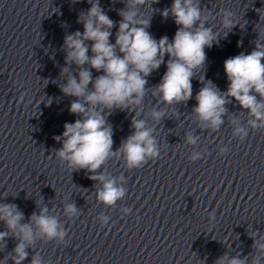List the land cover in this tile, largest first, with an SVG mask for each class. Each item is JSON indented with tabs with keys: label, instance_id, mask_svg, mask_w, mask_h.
Segmentation results:
<instances>
[{
	"label": "clouds",
	"instance_id": "obj_1",
	"mask_svg": "<svg viewBox=\"0 0 264 264\" xmlns=\"http://www.w3.org/2000/svg\"><path fill=\"white\" fill-rule=\"evenodd\" d=\"M78 2L80 0H73V3ZM87 2L91 7L86 12L82 11L77 19V23L83 24V33L75 31L64 39L65 63H74L78 73L71 75L68 67L61 70L62 75L67 74L61 91L66 96L76 98L70 105V112L80 118L74 123H65L62 136L54 137L57 142H62V147L55 150V156L61 162H66L72 171L86 170L90 173L89 179L100 181L103 187L97 190V200L104 205L114 206L124 197L126 189L118 184L116 178L108 179L97 170L114 155H121L130 170L139 169L149 160L155 161L160 156L155 129L149 127L145 119L137 118L140 114L138 106L146 94L147 77L165 63L164 56L167 54V70L155 87L154 95L158 94L167 105L187 102L192 98L195 72L205 63V48H211L214 42L218 44L219 41L212 27L206 26V10L201 8L200 0H173L170 8L161 11L164 18L171 14L178 26L171 41L167 36L155 39L148 31L151 15L145 17L141 12V6L151 8L159 0H123L125 6L118 11L121 17L119 22L107 15L99 0ZM219 12L222 16L221 27L231 31L238 24L234 13L227 9ZM117 23L118 31L113 44L109 38ZM261 39H264V34L258 32L255 48L250 54L241 52L224 61V71L229 81L226 92L222 93L208 81L197 93L193 113L200 122H208L213 130H217L224 122L222 116L227 111V97H231L247 110L250 117L247 123L251 129H264V44L259 42ZM88 41L91 44L86 43ZM91 69L103 74L93 78ZM47 103L50 104L51 99ZM115 109L134 111L136 115L132 118L134 131L113 151V129L106 116ZM164 116L163 111L153 110L151 113L152 119L157 122ZM248 132V129L237 126L233 135L243 141ZM187 143L195 144V139L189 135ZM227 152V149L220 150L221 155ZM199 159V153L189 157L192 162ZM64 210L69 216L78 214L74 203L67 204ZM48 212L49 209L43 207L38 215L33 213L28 222L23 223L24 213L16 204H0V221L7 229L0 231V242H4L9 234L18 241L12 250L13 264H22L28 258L27 249L35 243L37 236L48 241L63 242L66 233L58 218ZM102 219L107 223V217ZM249 235L253 239L254 249L264 252V244H259L253 234ZM6 260L7 257L2 264H6ZM30 264L44 262L34 254ZM215 264H248V260L247 257L229 258L224 255ZM253 264H257L255 259Z\"/></svg>",
	"mask_w": 264,
	"mask_h": 264
}]
</instances>
